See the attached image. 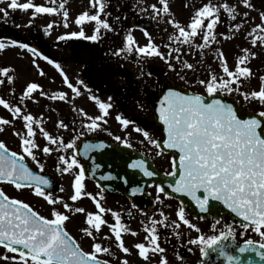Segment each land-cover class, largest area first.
<instances>
[{
  "label": "flooded vegetation",
  "instance_id": "1",
  "mask_svg": "<svg viewBox=\"0 0 264 264\" xmlns=\"http://www.w3.org/2000/svg\"><path fill=\"white\" fill-rule=\"evenodd\" d=\"M263 1L251 0L254 16L249 15L247 18L243 15L247 9H244L242 2L237 7L238 16L235 21L229 19L222 12L221 22L215 29L217 42L206 48L208 55L192 56L188 63L193 64V69H188L185 74L175 71L174 66L170 68L168 62L160 57H139L135 52H124L119 56L113 53L123 46L124 37L129 33L133 35L140 46L146 45L148 38L144 35L145 30L150 34L159 51L165 55H167L168 48L166 45L189 47L169 39L170 36L178 35V31L168 21L175 20L182 26H186L194 11L208 0H168L171 16L161 14V16L155 18H153L151 5L157 3V0H102V2H106L105 11L108 15L101 14V18L107 19L114 31L102 29L100 38L95 42L77 37L65 40L58 39L61 35L68 36L72 32L81 30V27L74 23L79 14L84 11L95 14L96 9L90 5L89 0H56L55 4L51 0H32L38 6L57 7L58 12L54 15H37L30 26L29 20L32 16V10L28 12L16 10L13 12L9 9L7 19L0 14V39L9 44L15 40L18 43H26L37 48L43 56L58 63L62 70H66L72 77L81 76L82 80L79 81H83V85L91 89V93H87L81 86L82 95L75 97L76 100L82 97L84 102L80 103H72L69 100L52 101L47 99L46 96L39 95V92L33 93L34 99L21 101L20 97L23 95L26 85L30 82L41 85L42 90L47 94L55 92L56 79L54 74L59 73V71L54 64H49L44 59H36V63L41 70L44 67L47 69L46 74L44 72V75L41 76L32 65L33 57L31 53L11 46L0 51V68L8 67L14 70L9 73L14 76V81L11 84L7 82L6 77L0 76V79L5 80V83L0 85V98L7 100L13 106L21 107L23 112L30 113L42 121L40 125L34 126L37 130L35 139L40 147L42 148L47 144L45 138L39 134L38 129L41 126L50 134L62 137L65 143L75 140L77 145L74 150H67L66 152H58L55 150V146H52L54 150L46 157L43 156L42 152L37 151L38 158L44 163L43 172L36 167L30 158L26 157L25 162L28 166L36 174L44 175L50 179L53 184L52 193L54 196L62 197L73 208L82 206L85 208L86 213H96L98 210L95 203L89 197L83 196L75 203L69 199L72 194L70 188L71 173L61 174L56 170L59 156L66 155L70 157L75 151L77 159L85 168V190L98 198L102 195L101 205L119 213L122 222L131 231L137 233L136 236H132L130 233L123 234L122 239L125 247L130 250V254H125L120 251L109 228L106 225L102 226L100 238L97 239V242H101L104 247L111 249V256L101 255L100 257L108 259L109 264H121L123 260H127L128 264H158L161 256L167 258L168 264H227V260L219 254V251L209 249V255L205 257L200 252V246L190 244L189 241L199 235L206 237L219 235L220 232L226 231L229 227L233 229V236L227 241H221L217 247H222L229 255L239 257L240 264H264V260L257 254L258 252H264V249L259 247L261 243L259 235L252 231L251 227L248 229L243 228L242 218L237 217L229 209L226 208L224 213L215 212V206L221 204L220 202L210 201L209 211L201 212L194 201H185L184 197H178L168 187L172 177L165 175V173L172 170L171 161L175 155L165 152L161 148H155L148 143L141 133L132 131L134 126L139 127L147 131L151 139L158 142L162 140L163 134L160 130H153L148 127L155 123V115L151 110L150 100L156 98L160 90L169 84H177L190 89L194 93L207 96L203 87L197 81L200 79L207 80L209 73L224 76L220 60L217 58L218 53H223L229 70H234L237 58L244 55L243 50L247 49L248 53L252 55H250L244 66L250 65L253 68L251 69L253 73L251 78L258 80L256 89L258 90L260 77H264V57L259 56L258 47L261 50L264 47L260 46L259 43L256 46L251 45L252 37L248 33L252 29L249 30L247 25L248 23L251 24L253 19L258 21ZM19 2L25 3L28 0H19ZM61 2L65 4L63 10L59 9ZM212 2L217 6L223 3L237 6V0H212ZM0 7H5V5L0 4ZM64 10L69 13L67 27H64L63 24ZM49 23H53V28H47ZM260 23L261 20L259 19ZM237 24L240 25L239 29L234 27ZM93 29L94 22L84 25L85 36L94 34ZM225 37L230 38L225 39ZM194 43H202L201 38L197 37ZM253 56L255 59H253ZM30 73H35V77L31 79ZM23 76L28 82H25ZM60 81L58 80V83ZM246 83L245 81L247 87ZM244 89L242 84L240 93L234 91L230 95H222L236 96L245 93L242 91ZM65 91L72 95L70 90L65 88ZM90 94L97 96L102 102H108V98L111 97L113 105L109 110V115L105 118L107 123L100 122L101 127L92 132L82 126L89 121L79 111L83 109L84 112L93 117L99 114L94 102L86 99ZM239 102L251 111H264V107H261L258 102L256 104ZM0 107V118H4L5 115L8 120L12 121L11 125L3 126L4 131H0V141H3L11 151H16L19 154L20 141L17 136L13 135V132L24 131L22 121L19 119L13 120L11 113L4 109L2 105ZM117 115L129 119L133 124H130L129 128L125 130L116 120ZM60 121L68 126L67 129L56 127ZM77 136H79L78 139ZM116 136H120L121 141H117ZM85 143L103 144L105 147L90 152L89 157L85 158L82 155ZM127 144L131 145L129 148L153 161L155 168L161 174L159 177L161 181H155L156 178L151 177L150 180L153 182L147 184L148 179L144 175L132 178L127 174H120L119 164L113 162V160L120 157L130 159L132 153L128 151L120 153L114 151L113 148L114 146H126ZM160 151L163 154L157 155V152ZM129 164H126V167ZM96 165H99V167L96 168ZM93 171H95V175H93ZM108 175L115 177V179H100L101 176ZM121 183L126 184L121 186ZM157 185L163 187L165 192L159 193ZM137 187L141 189V192L133 195L132 189ZM0 188L9 197L18 198L29 203L34 210L50 218L52 206L48 205L43 198L34 196L30 189L18 191L9 184H1ZM60 188H63L64 191L61 192ZM128 192L131 193V196L126 194ZM158 196L159 200H157ZM181 204L185 207V218L201 229L199 233L178 220L176 212ZM55 207L62 212L65 211L61 205ZM161 212L167 217V224L171 225L172 221H176L180 226L176 228L174 226L157 225L158 242L165 249V252L162 254L149 253L150 259L145 261L138 255V250L133 245L138 242H145V236L147 235L144 231L145 227L152 226L151 220L163 219L160 216ZM102 215L108 223H115L110 213ZM70 216L71 218L65 225L66 230L81 245L84 251H91L93 241L81 231L86 226L84 223L85 214L72 213ZM213 226L215 227L213 228ZM105 234L110 236L111 239H102ZM248 239L254 241L256 251L249 250L246 253H240L239 248L243 247ZM5 254L9 257H18V254L6 253L0 247V255ZM0 264H13V262L0 260Z\"/></svg>",
  "mask_w": 264,
  "mask_h": 264
},
{
  "label": "snow or ice",
  "instance_id": "2",
  "mask_svg": "<svg viewBox=\"0 0 264 264\" xmlns=\"http://www.w3.org/2000/svg\"><path fill=\"white\" fill-rule=\"evenodd\" d=\"M51 2L55 4L56 0H51ZM241 2L244 9L253 7L251 0H237L236 7L228 3L217 6L212 0H208L194 11L186 26H182L175 20H169L168 23L178 31V35L170 36L169 39L179 44L188 45L189 48H197L203 51L217 42L215 29L221 22V13L223 12L229 19L235 21L238 16L237 7ZM89 3L96 9L95 14H89L88 11L79 14L74 23L80 26L81 30L72 32L68 36L61 35L59 40L77 37L95 42L100 38L102 29L114 31L107 19L101 18V14L108 15L105 11L106 2L89 0ZM0 4L5 5V7H0V14L6 19L9 17V9L13 12L32 10L29 26L37 15H54L58 12L57 7L38 6L32 0L25 3H20L19 0H0ZM64 8L65 4L61 2L59 9L63 10ZM151 11L154 14L153 18L161 16V14L171 16L168 0H157V3L151 5ZM243 15L247 18L249 14L244 11ZM259 16L261 23L252 28L248 35L252 37L251 45L256 46L259 43L260 46L264 47V34H262L264 33V12H260ZM68 18L69 13L64 10V27L68 26ZM92 22H94V34L86 37L83 26ZM53 26V23H49L47 28L51 29ZM234 27L239 29L240 25L237 24ZM144 35L148 38V43L140 46L132 34H127L124 37L123 46L113 54L119 56L124 52H135L139 57H160L168 62L170 68H173L171 58L180 61V48H170L168 54L165 55L159 51L158 46L152 41L146 30ZM197 37L201 38L202 43H194ZM228 38L230 37H225V39ZM9 46L31 53L32 65L41 76L44 75V72L36 63V59H44L49 64H54L62 77L63 85L70 90L74 97L82 95L81 86L88 93H91V89L83 85V81L78 80L76 84H73L61 66L43 56L37 48L26 43H18L15 40L9 44L0 39V51ZM166 47L168 46L166 45ZM243 51L245 54L237 58L234 70H229L223 53H218L217 58L220 60L224 76L209 73L207 80L200 79L197 81L203 87L207 97H211L210 102H206L205 95H184L181 92L169 90L160 101L158 119L163 124V130L166 133V138L162 142L163 147L175 150L179 154L178 159L173 157L171 161L172 170L165 173L166 176L170 177H177V173H179L178 178L168 184L172 192L190 197L201 212L209 211L210 201L220 202L237 217L242 218L243 228L251 227L252 231L259 235L261 238L259 247L264 249V111L258 113L259 118L252 116L243 119L237 115V111L231 104L216 98L218 93L226 95H230L234 91L240 93L242 84L253 76L251 68L244 66L252 54L248 53L247 49ZM173 53H176L175 57H173ZM184 67L193 69V64L184 62ZM10 71L14 70L8 67L0 68V76L6 77L9 84L14 81V76L9 74ZM181 78L183 79V77ZM4 83L5 80L0 79V85ZM36 92L52 101L69 99L68 92L55 91L47 94L42 90L41 85L30 82L20 97L21 101L34 99L33 93ZM241 95L246 101H256L261 107H264V77H260L258 90L241 93ZM86 99L93 101L99 112L93 117L84 112L83 109L79 110L81 115L89 121L82 126L92 132L101 127L100 122L107 123L105 118L109 115V110L113 105L111 97L108 98V102H102L98 97L91 94ZM0 105L11 113L13 120L22 121L24 129V131L13 132V135L17 136L20 141L19 154L16 151H11L3 141H0V184L12 185L18 191L30 189L34 196L43 198L48 205L52 206L49 218L34 210L29 203L18 198H11L3 189H0V247L6 253L18 254V257L0 255V260H9L13 264H109L108 259L100 257L101 255L111 256V249L104 247L101 242H97L104 225L109 228L110 233L114 236L120 251L130 254L129 248L125 247L122 236L125 233L136 236L137 233L131 231L122 222L119 213L101 205L102 195L98 198L85 190V168L77 159L75 151L70 157L60 155L56 170L61 174L71 173L70 188L72 194L69 199L75 203L83 196L89 197L95 203L98 210L96 213H86L82 206L73 208L62 197L54 196L52 193L53 184L50 179L44 175L36 174L25 162L26 157L30 158L36 167L43 172L44 163L38 158L37 151L42 152L43 156L46 157L54 150L52 146H55V150L58 152L74 150L77 147L75 140L65 143L62 137L50 134L41 126L38 129L39 134L47 141V144L41 148L35 139L37 130L34 126L40 125L42 121L30 113L23 112L21 107L13 106L3 98H0ZM116 120L125 130L129 128L130 124H133L132 121L121 115H117ZM11 124L12 121L0 118V131H4L3 126ZM56 127L67 129L68 126L60 121ZM132 131L141 133L148 143L155 148H161V143L151 139L147 131L135 126ZM78 138L79 136H77ZM115 139L121 141L120 136H116ZM126 146L131 147L130 144ZM103 147H105L103 144L85 143L82 155L88 158L90 152ZM162 154V151L157 152V155ZM98 167L99 165H96V168ZM128 167L139 170L145 177L151 178L156 175L154 171L149 170L146 162L142 159L134 160ZM93 175H95V171H93ZM100 179L112 180L115 177L108 175L101 176ZM157 190L159 193L165 192V189L159 185H157ZM60 191L63 192L64 189L60 188ZM139 192L141 189L138 187L132 189L133 195ZM157 200H159V196ZM160 202L162 203V201ZM56 205H61L65 211L58 210ZM72 213L85 214L84 223L86 226L81 231L86 237L92 239L91 251H84L66 230V222L69 221ZM105 213H110L115 223H108L102 215ZM176 215L178 220L188 228L194 229L197 233L201 231L200 228L185 218L183 204L179 206ZM160 216L163 219L151 220L152 226L145 227L144 231L147 233L145 242H138L133 245L138 250V255L145 261L150 259L149 253L162 254L165 252V249L158 242L157 225L176 228L180 226L176 221H172L171 225L167 224V217L164 216L163 212L160 213ZM232 236L233 229L229 227L226 231L220 232L219 235L207 237L199 235L197 238L191 239L189 243L200 246V252L205 257L209 255L208 250L213 249L219 251V254L227 260V264H240L239 257L229 255L222 247H217L221 241H227ZM102 239L108 240L111 237L105 234ZM249 250L256 251L252 239H248L244 246L239 248L240 253H246ZM257 254L264 260V252ZM121 264H128V261L123 260ZM158 264H168L167 258L161 256Z\"/></svg>",
  "mask_w": 264,
  "mask_h": 264
},
{
  "label": "rangeland",
  "instance_id": "3",
  "mask_svg": "<svg viewBox=\"0 0 264 264\" xmlns=\"http://www.w3.org/2000/svg\"><path fill=\"white\" fill-rule=\"evenodd\" d=\"M253 5V4H252ZM253 8V7H252ZM247 9V12H248V14L249 15H252V16H254V14H253V9ZM261 12H264V1L261 3ZM248 15V16H249ZM259 19H260V17H259ZM259 19H258V21H256L257 19H253L252 21H251V24H249L248 23V25H247V28L250 30V29H252V28H254L257 24H259ZM257 23V24H256ZM170 48H177L176 46H174V47H172V46H168V48H167V54H168V52H169V50H170ZM178 48H180V61H177L176 59H174V58H171V63H172V65L175 67V71H177V72H179V73H183V74H185L187 71H188V69L187 68H185L184 67V62H189L190 61V59H191V57L192 56H194V55H208V53H207V49H204L203 51H201L200 49H197V48H189V47H187V46H184V47H178ZM258 52H260V54H259V56H261V57H264V49L263 50H261V48L260 47H258ZM175 55H176V53H173V57H175ZM188 59V60H187ZM253 59H255L254 58V56H253ZM248 67H250L251 69H253L250 65L248 66ZM254 67H256V66H254ZM42 71L43 72H45V74H46V71H47V69L44 67V68H42ZM66 74H67V76H68V78H69V80L72 82V83H76L78 80H82V77L80 76V77H77V78H75V77H72L71 75H69V73H67V71L66 70H63ZM255 73H256V70H255ZM29 76H32V77H30L31 79L33 78V77H35V73H30V75ZM23 78H24V80H25V82H28L27 81V79L23 76ZM54 78L56 79V84H55V88H56V90L55 91H64V92H66L65 91V86L63 85V83H62V77L60 76V73H58V72H56L55 74H54ZM58 80H61L59 83H58ZM258 80H255V79H252V78H250V80H248V81H246L247 83V87H246V85H245V82L243 83V87L245 88L244 90H242V91H244V92H250V91H252V90H256L257 89V86H255V84H258V82H257ZM58 84H60V85H58ZM67 89V88H66ZM88 93V92H87ZM237 96V98L241 101V102H243V103H247V104H256L257 102L256 101H252V100H245L244 99V97H243V95H241V94H239V95H236ZM97 97V96H96ZM70 102L72 101V103H80V102H84V101H82V97L79 99H75V97L73 96V95H69V99H68ZM56 102H60L59 100H57ZM1 108V107H0ZM1 110V109H0ZM4 119H7L6 118V116L4 115Z\"/></svg>",
  "mask_w": 264,
  "mask_h": 264
},
{
  "label": "water",
  "instance_id": "4",
  "mask_svg": "<svg viewBox=\"0 0 264 264\" xmlns=\"http://www.w3.org/2000/svg\"><path fill=\"white\" fill-rule=\"evenodd\" d=\"M169 90L178 91V92H181L184 95H191L192 94L191 92H189L185 88L177 87V86H174V85H172V86H165V88L160 92L159 97L156 100H153L151 102L152 109H153L154 113L156 114V119H157L156 126H161L162 127L161 129L162 130L164 129V126H163V124L158 119V109H159V106H160V101L163 99V96ZM216 98L221 99L224 103L231 104L233 106V108L237 111V115L239 117L243 118V119H247V118H250L252 116H257L258 117L257 114H253V113H251V112H249V111L241 108L238 105V103L236 102V100H234L232 98H226V97L219 96V95H216ZM210 101H211V97L206 98V102H210ZM162 133L164 134V136L166 138V133L164 131H162ZM162 142H160L161 143V146H163V143ZM113 149H114V151H117V152H120V153H122V151H123L122 149H119L117 147H114ZM171 151H174L175 152V150H171ZM177 155H179V154L177 153ZM131 158L133 160H137V156H134L133 155ZM177 159H178V156H177ZM110 161L112 162V160H110ZM104 162H106V161H104ZM113 162H118V164H119V170H120V174L121 175H123V174L126 175L127 174L130 177H132V178H133V176L138 175V173L136 171H131L129 169V167H126V164L129 163V160L128 159H123V158L120 157L118 159H114ZM149 167L152 168V166H150V165H149ZM177 175H179V173H177ZM225 210H226V208L223 205H222V207H220L218 205L215 206V212L218 211V212L224 213Z\"/></svg>",
  "mask_w": 264,
  "mask_h": 264
}]
</instances>
